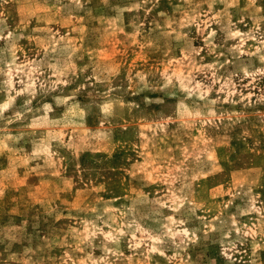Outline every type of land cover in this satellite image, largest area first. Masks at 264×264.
<instances>
[{"label": "rangeland", "instance_id": "1", "mask_svg": "<svg viewBox=\"0 0 264 264\" xmlns=\"http://www.w3.org/2000/svg\"><path fill=\"white\" fill-rule=\"evenodd\" d=\"M0 264H264V0H0Z\"/></svg>", "mask_w": 264, "mask_h": 264}]
</instances>
